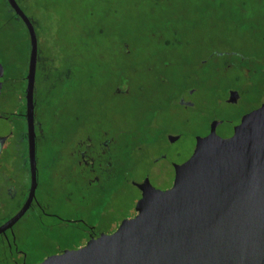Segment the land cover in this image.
I'll return each instance as SVG.
<instances>
[{
    "label": "flooded vegetation",
    "instance_id": "obj_1",
    "mask_svg": "<svg viewBox=\"0 0 264 264\" xmlns=\"http://www.w3.org/2000/svg\"><path fill=\"white\" fill-rule=\"evenodd\" d=\"M16 2L33 25L38 46L32 113L35 168L33 172L27 116L31 36L8 3L24 29L21 51L26 63L8 71L0 62L4 68L0 116L11 124V134L0 140V228L26 211L0 234V264H39L115 233L137 215L139 185L153 163L162 157L171 161L167 155L170 144L192 137L188 157L171 161L181 164L192 155L197 139L211 133L214 122L239 126L247 118L264 125V73L254 70L253 49H233L223 41L217 48L199 51L196 62H184L181 69L171 64L110 67L116 80L110 93L132 99V119L126 114L89 115L87 105L77 101L68 118H62L70 91L95 78L91 66L98 41L88 36L79 48L76 42L60 40L64 48L59 56L54 49L57 39L42 22L44 9L29 16ZM213 4L219 13L226 10L224 17L232 20L228 23L239 26L256 45L253 13L245 1L238 9L241 17L227 0ZM118 40L119 55H127L125 39ZM162 43L185 47L187 40L173 31ZM141 72L153 79L150 84L140 82L134 90L131 80ZM25 219L30 223H24Z\"/></svg>",
    "mask_w": 264,
    "mask_h": 264
},
{
    "label": "water",
    "instance_id": "obj_2",
    "mask_svg": "<svg viewBox=\"0 0 264 264\" xmlns=\"http://www.w3.org/2000/svg\"><path fill=\"white\" fill-rule=\"evenodd\" d=\"M9 5L29 29L27 111L35 168L33 89L38 59L33 25L16 0ZM3 65L0 63V94ZM11 124L0 116V140ZM137 215L112 235L39 264H264V125L217 121L181 164L156 160L139 185ZM34 192V187L32 193ZM26 211L0 228L5 232Z\"/></svg>",
    "mask_w": 264,
    "mask_h": 264
},
{
    "label": "rangeland",
    "instance_id": "obj_3",
    "mask_svg": "<svg viewBox=\"0 0 264 264\" xmlns=\"http://www.w3.org/2000/svg\"><path fill=\"white\" fill-rule=\"evenodd\" d=\"M18 1L29 16H37L39 8L44 9L47 13L45 20L42 18L44 26L46 28L50 26L60 40L68 43L76 42L79 48H82L83 44L79 42L86 41L88 36L89 39L93 37L98 41V53H95L91 66L95 78L92 82L82 83L75 92L70 91L65 98L67 109L62 118H68L73 111L72 107L76 108L77 102H84L87 105L85 110L89 115L101 117L126 114V118L134 117L129 114L133 112L132 99L115 97L110 93V89L116 82L110 67L115 64H171L174 68L181 69L184 62L191 60L195 63L199 58V51L205 52L207 48H217L221 41L228 42L233 49L243 51L254 47L239 26L228 23L232 20L229 16L224 17L228 15L226 10L223 13H219L218 8L213 10V3L220 0ZM227 1L232 11L237 13L235 15H239L238 17L243 16L238 10L243 1L250 14L254 11L258 13L260 10V6L254 5L251 0ZM2 10L3 13H10L4 1H2ZM0 19L3 20V17L1 16ZM16 28L18 35H23L24 29L20 23H16ZM173 31H178L180 36L187 40L185 47H168L162 43V39L165 41ZM14 35V31L9 32L8 36L4 31L1 32L0 62L7 67L6 60L9 59V53L6 54L4 50L13 51L10 53L13 55L9 61L13 64L11 68L18 70L15 62L17 54H14V49L20 48L21 51L23 47L14 40ZM122 38L125 39L129 51L125 56L119 55L118 51V39ZM21 62V64L26 63L24 54ZM178 73L175 72L176 75ZM152 79L147 73L141 72L140 77L137 76L131 80V85L135 90L140 82L150 84ZM193 145L192 137L170 144L168 158L174 162L187 158ZM24 223L29 224L30 220L25 219Z\"/></svg>",
    "mask_w": 264,
    "mask_h": 264
},
{
    "label": "trees",
    "instance_id": "obj_4",
    "mask_svg": "<svg viewBox=\"0 0 264 264\" xmlns=\"http://www.w3.org/2000/svg\"><path fill=\"white\" fill-rule=\"evenodd\" d=\"M252 3L254 5L260 6V10L258 13L256 11L253 12V21L251 22V24L253 26V32H254L253 40H254V44H256V45H254V47L252 48L253 51L250 53V56L252 57L254 70L256 71V73H264V26H263L264 25V0H252ZM5 5L9 9V5L6 2V0H5ZM9 12H10L9 14L3 13L2 3L0 0V17L1 16L3 17V20L0 21V35H1L2 31H4L7 36L9 34V32L13 33V31H14V34H15L14 40L17 41L19 46H22L23 35H18V31L16 28V23H19V22L15 18L14 13H12L10 10H9ZM46 14L47 13L44 10V16L45 17H47ZM47 31L50 34H54L53 30H51L50 26L47 28ZM56 39H57V42L54 44V47H55L54 49L57 51L59 50V54H57V55L61 56L62 55L61 49H63L64 47H62L60 39L57 37H56ZM259 43L262 45H259ZM257 44L259 46H257ZM19 51L20 50H17L16 48L14 49V54L15 53L17 54L15 56V62L18 66L22 65L21 63L23 62V61L21 62V57L23 56L22 51H20V52ZM4 52L6 54H7V52L9 53V59H10L11 55H13V54H10V53H13V51L9 52V50H4ZM21 54H22V56H21ZM9 59L6 60V63H7L6 68L8 71H10L9 69H10L11 65H13V64H11V61H9Z\"/></svg>",
    "mask_w": 264,
    "mask_h": 264
}]
</instances>
